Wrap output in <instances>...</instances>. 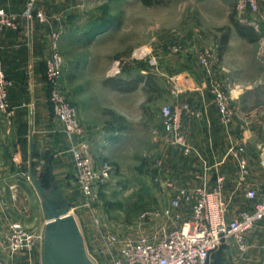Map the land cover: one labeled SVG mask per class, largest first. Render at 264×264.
<instances>
[{
	"label": "rangeland",
	"instance_id": "rangeland-1",
	"mask_svg": "<svg viewBox=\"0 0 264 264\" xmlns=\"http://www.w3.org/2000/svg\"><path fill=\"white\" fill-rule=\"evenodd\" d=\"M160 1V4L146 6L140 0H65L58 9L51 10L62 22V87L77 109L81 106L88 123L102 127V137L97 142L90 137L89 145L96 164H108L112 168L94 210L84 205L82 208H85L86 222L94 234L101 227L118 236L136 238L154 234L165 222L171 226L162 215L171 196L164 195L155 182L156 161H164L175 150L163 129V108H179L180 100L190 94L200 73L207 76L209 84V74L200 63L199 54L204 49L215 53L213 69L222 53L217 47L204 44L200 38L206 37L207 32L224 35V27L232 26L230 17L244 24L245 14H240L234 0ZM198 1H201L200 5ZM109 20L116 25L92 39L86 37L92 27ZM248 33L252 35L253 32ZM252 49L255 50V44L249 46L247 63L242 64L247 71L244 80L248 86L255 74ZM239 62V56L230 61L232 70L236 71L231 73L234 84L226 89L219 83L231 99L241 92ZM149 75L157 85L156 90L147 86ZM111 83L123 87L114 89ZM124 87L131 91H123ZM208 87L210 95L214 96L210 84ZM242 90L241 95L248 97V109H251L255 91ZM236 108L239 115V104ZM113 115L124 117L126 129L118 130V120ZM238 117L234 118L235 123L239 121ZM3 121L0 122L2 130L9 127ZM240 191L239 187L232 190L230 198L226 199L230 219L238 218L242 207H248L251 202L242 197ZM65 209L72 210L70 207ZM181 212L186 215L185 212H190L189 207L184 206ZM80 213L70 214L78 221ZM45 221L40 217L39 221L26 226L19 224L41 240ZM15 224L7 222L0 227V264H43L46 249H37V245L32 249H16L7 243ZM94 249L97 255L103 251L97 246ZM100 256L91 264H110V259L103 253Z\"/></svg>",
	"mask_w": 264,
	"mask_h": 264
},
{
	"label": "crops",
	"instance_id": "crops-1",
	"mask_svg": "<svg viewBox=\"0 0 264 264\" xmlns=\"http://www.w3.org/2000/svg\"><path fill=\"white\" fill-rule=\"evenodd\" d=\"M29 1L0 0V4L8 12L22 13ZM62 2L65 0H37L36 9L43 12L52 25L34 18L22 19L17 29L0 28V68L13 83L9 89V101L16 108L13 121L9 124L3 121L9 127L0 129V153L3 154L0 156V227L7 222L26 226L27 223L37 222L43 217L46 220L43 239L40 240L37 234L34 239L37 249H46L50 240L46 234L47 224L52 215L48 203L58 209L70 207L71 214L75 211L81 212L80 222L72 216L70 227L77 240L79 252L90 264L93 260L100 259L101 253L112 264L111 255L103 248L99 229L94 234L86 222L85 208L82 209L84 197L76 181L70 140L64 133L62 124L54 117L49 103L44 61L50 52L51 26L62 34V22L57 21L55 12L51 11L58 9ZM197 3L200 5L201 1ZM242 22L250 26L253 33L249 38L253 36L255 41L243 38L236 30L231 31L227 47L212 69V77L227 89L234 84L231 73H236L232 70L230 61L239 56L241 92L231 100V106L236 112L235 118L239 116V121H233L230 125L221 123L214 96L209 92L210 83H207L204 73H200L194 81L195 85L190 94L180 100V106L189 104L197 113L190 115L183 112L182 124L188 143L209 165L216 167L219 164L220 171L227 176L224 187L226 199L238 187L241 196H245L244 189L239 184L238 161L229 154L233 148L241 146L245 149V157L251 169L248 183L256 189L259 197L264 196V169L259 165L260 147H264V0H259V11L246 12ZM204 38L206 39L203 40ZM204 38H200L204 44L219 49L223 35L207 32ZM251 44H255L251 56L255 64V74L248 86L247 80H244V73L247 71L242 64L245 66L247 63V52ZM199 69L204 71L202 67ZM242 88L246 92L250 89L255 91L251 109H248V97L241 95ZM238 104L239 115L236 108ZM78 109L85 137L89 143L90 137L97 142L102 137V132L104 134L102 127L92 125V128L81 112V106ZM1 119L4 120L0 114V122ZM90 152L93 156L91 147ZM201 168V162L195 154L185 156L179 149H175L174 153L165 157L162 174L165 180L172 181L176 186L194 187L199 184L195 176ZM215 174L216 171L212 168L209 173L211 184ZM160 190L166 196L172 194L163 187ZM253 205L250 202L248 207H242L240 213L251 210ZM6 240L8 243V239ZM244 244L246 250L241 251L235 239L225 240L211 253L207 264H264V221L245 234ZM96 246L103 249L99 255L95 253Z\"/></svg>",
	"mask_w": 264,
	"mask_h": 264
},
{
	"label": "built area",
	"instance_id": "built-area-1",
	"mask_svg": "<svg viewBox=\"0 0 264 264\" xmlns=\"http://www.w3.org/2000/svg\"><path fill=\"white\" fill-rule=\"evenodd\" d=\"M234 1L240 14L259 11V0ZM36 5L37 0H30L24 12L13 13L0 4V28L17 29L22 19L34 18L52 25L44 13L36 9ZM50 37V52L44 61L49 103L54 117L62 124L63 131L70 140V154L75 166L76 181L84 197L83 205L93 211L99 192L107 184L112 168L108 164L98 166L91 155L77 108L68 99L61 84L64 69V58L60 51L61 32L51 26ZM199 60L209 74V83L221 123L230 125L236 112L231 106V96L212 77L216 55L212 50L204 49L199 54ZM12 84L5 71L0 68V114L8 124L16 114V108L9 101ZM183 112L197 115L189 104L175 109L166 106L163 108L162 125L171 147L179 149L185 156L195 154L199 158L202 168L195 176L199 184L194 187L176 186L172 181L165 180L162 174L164 161L157 160L155 182L172 193L170 204L162 210V215L171 222V226H167L165 222L154 234L136 238H121L99 227L112 264H207L211 253L229 238L235 239L240 250L245 251V234L264 220V196L259 197L256 189L248 183L251 169L244 147L233 148L229 154L238 161L239 184L244 189L245 197L254 205L251 210L240 213L238 218L230 219L224 196L227 176L220 171L219 164L216 167L209 165L188 143L182 124ZM259 165L264 169V147H260ZM212 168L216 174L211 184L209 173ZM184 206L189 207L190 212L187 215L181 212ZM68 215L71 216L70 212ZM11 230L12 235L8 239L11 248L32 249L36 245L34 236L22 225L15 224Z\"/></svg>",
	"mask_w": 264,
	"mask_h": 264
},
{
	"label": "water",
	"instance_id": "water-1",
	"mask_svg": "<svg viewBox=\"0 0 264 264\" xmlns=\"http://www.w3.org/2000/svg\"><path fill=\"white\" fill-rule=\"evenodd\" d=\"M52 215L47 224L50 238L44 255V264H90L78 250L77 240L71 233L72 217L66 209L48 203Z\"/></svg>",
	"mask_w": 264,
	"mask_h": 264
},
{
	"label": "trees",
	"instance_id": "trees-1",
	"mask_svg": "<svg viewBox=\"0 0 264 264\" xmlns=\"http://www.w3.org/2000/svg\"><path fill=\"white\" fill-rule=\"evenodd\" d=\"M144 5L146 6H152L155 4H160V0H140ZM230 21L232 23V26H228V27H224V32L225 34L223 35L222 38V42L219 46V51L222 53V51L227 47V42H228V37L230 35V32L232 30V27L243 37V38H247L249 41L254 42L255 38L252 36V38H249L251 34L248 33V31H252L251 28H249L247 25H244L242 23H239L238 21H236L234 19V17H230ZM116 23L113 20H109L108 22L98 25V26H94L92 27L91 30H89L88 32H86V37H89L90 39L93 38V36L99 35L104 33L105 31H107L109 28H111L112 26H115ZM108 82V81H107ZM113 84V87L117 88V89H121L123 86L120 84ZM123 84V83H122ZM147 86L151 87V88H155V90L157 89V85L156 83H154L151 80V76H147ZM123 91H131V89L124 87L122 89ZM114 116V115H113ZM116 120H118L117 122V128L119 131H123L124 129H126V122L124 120V117L121 116H114Z\"/></svg>",
	"mask_w": 264,
	"mask_h": 264
}]
</instances>
